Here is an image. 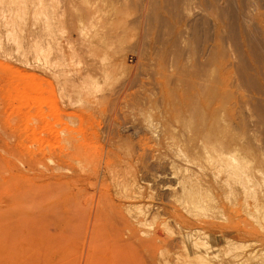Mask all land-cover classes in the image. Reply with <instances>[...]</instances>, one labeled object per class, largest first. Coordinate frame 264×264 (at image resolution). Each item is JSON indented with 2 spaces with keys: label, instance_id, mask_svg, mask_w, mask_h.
I'll use <instances>...</instances> for the list:
<instances>
[{
  "label": "rangeland",
  "instance_id": "374dc122",
  "mask_svg": "<svg viewBox=\"0 0 264 264\" xmlns=\"http://www.w3.org/2000/svg\"><path fill=\"white\" fill-rule=\"evenodd\" d=\"M19 1L20 9L17 0L15 14L16 21H19L17 30L5 29L7 32L5 33L0 27L3 32H0V221L4 218L7 221L5 214H9L6 211L9 199L12 203L21 205L23 203L21 208L16 204V209L18 207L26 215L33 214V218L31 215L27 217L32 218L28 220L31 225L36 222L35 209L41 213L38 207L44 208V210L41 208L44 214L42 219L43 222L48 220L45 224H48L51 236L53 235L42 246L43 251L40 249L42 255L45 253L43 259L46 260V264L48 262L56 264L58 259L57 264H85L88 234L92 227L97 230L98 235L96 240L94 238L95 250L92 248L94 254L91 263L88 264H112L113 262L109 261L115 260L114 256L117 255L119 248L128 261L144 263L147 261L148 251L144 250L145 247L141 244L152 238L156 226L161 222L165 223L161 232L168 242L165 247L153 253L154 263L166 257L172 259L175 253L181 254V249L179 251L181 244L175 237L176 223L167 209L161 207L156 218L153 220L150 218V222L138 228L140 233L138 231L137 234L140 236L132 239L127 233L117 236V233L108 232L105 216H100L97 223V220H92V216L95 211L104 215L106 206H101L103 199L111 197L123 200L122 191L129 177L144 186L147 202L158 206L173 204L168 190L163 189L166 184L173 185V181L168 178L165 164L152 156L153 139L150 136L154 138L155 135L152 133L157 134L155 131L159 132L164 124L166 126L168 123L159 113L165 105L161 96L166 90L171 94L178 92V77L181 70L178 68L180 64L177 57L182 59L184 55L183 61L188 58L190 60L186 61L189 64L187 66L191 65L193 71L200 70L204 62L201 59L205 57L207 59V56L211 55L209 51L215 52L226 46L227 53L234 56V59L232 58L234 64H230V70L237 72L236 68H241L240 74L245 76L243 80L247 78V83L252 85L246 84L254 85L255 90L264 97V0H105L108 1L104 2L105 4L101 0ZM98 1L102 2L99 4L100 8ZM115 2L120 4L119 7ZM248 9L251 12L250 16L245 14ZM100 11H106L104 13L107 16L104 13L100 14ZM95 13L101 16L97 14L95 16ZM180 29L184 32L181 30L179 33ZM99 31L105 32L108 40L110 39L107 41L108 44L106 43L108 48L102 47L101 51H98L100 49H97V43L92 38ZM2 37L8 38L4 40ZM182 37L187 42L185 47H182L180 42ZM220 39L223 40L221 45ZM103 49L105 55L100 54ZM235 55L239 56H236L237 60ZM205 63L204 66L207 65ZM232 65L236 66L235 69ZM191 69L188 70L191 72ZM76 144L77 147L80 146L79 151L75 150L78 149ZM113 159L121 161L122 169L115 167ZM26 164L37 165L38 167L34 166L38 172ZM21 171L24 175L26 173L32 176L39 173L46 182L38 174L37 177L42 182L35 174L33 176L35 179L27 175L24 180ZM31 171H34L33 174ZM33 180H38L37 182L43 186L40 190L48 184L46 189L49 190L48 193L43 190V196L37 198L41 203L34 198L40 197L41 194L35 193L37 192L35 185H38V188L40 186L39 183H33ZM43 181L46 184H43ZM59 188L63 189L62 192ZM55 192L60 194L53 195ZM51 212L61 214L62 217L50 214ZM83 212L91 215L88 223ZM78 214H83L84 217L80 218ZM59 220L62 230L66 229L64 232L56 228L55 222ZM2 222L0 225L4 223ZM2 226H5V223ZM31 228L33 229L29 226V230ZM82 231L88 233L86 237ZM207 234L210 238L215 237L210 231ZM29 238L21 244H24V247L28 245L30 256L34 255L35 259L36 254H39L37 239L33 235ZM31 238L36 240L35 244L30 241ZM216 238L217 242L221 243L220 237ZM0 240L1 258L4 257L3 253L7 252L4 257L7 261H3L2 258V263L8 264L10 261L9 264H18L12 262V258H6L9 253L8 245L4 239ZM51 240L53 242L55 240L56 244L52 245ZM141 240L143 243L140 244ZM13 242H16V248L20 246L17 240H13L10 242L12 245L9 244L10 247H13ZM111 243L115 248L111 247ZM34 245L37 252L33 248ZM45 247L47 250L50 248V251ZM15 253L16 251L14 253L12 251L9 256L13 257L14 255H11ZM33 263L35 264L34 261Z\"/></svg>",
  "mask_w": 264,
  "mask_h": 264
},
{
  "label": "bare ground",
  "instance_id": "6f19581e",
  "mask_svg": "<svg viewBox=\"0 0 264 264\" xmlns=\"http://www.w3.org/2000/svg\"><path fill=\"white\" fill-rule=\"evenodd\" d=\"M101 1L103 2V4H105L104 2H108L105 0H101ZM101 1H100V3H102ZM16 2H17V0H0V27L2 30L4 29L3 31L5 33H7L5 31V29L6 30L8 29L7 31H9V30L15 31L18 28L19 21H16L17 17L15 15L16 9H17ZM18 2H19L18 7L20 9V1L18 0ZM100 3L98 1V5ZM116 4H118V3H116ZM22 5H23V3H22ZM88 5H91V4H88ZM110 5H111V2H110ZM119 5L120 4H118V7H119ZM108 6H109V3H108ZM108 6H107V8H108ZM99 8H100V5H99ZM89 9H90V6H89ZM108 9H110V7ZM96 11H98V10H96ZM104 12H106V11H103L100 14H102ZM245 12L244 13L247 16H250L249 14H251V12L249 9L246 10ZM96 14L97 13H95V16H96ZM100 14L98 13L97 15L99 16ZM104 14H102V15H104ZM109 14H108V16L112 15V14L111 15H109ZM105 15L107 16V14H105ZM122 20H120V21H122ZM119 27H121V26H119ZM1 29H0V32H2ZM101 30H102V28H101ZM181 30H183V29H180L179 33ZM183 32H184V30H183ZM187 33H189V32H187ZM18 34H20V33H18ZM6 36H7V34H6ZM182 36L184 37V33H182ZM183 37H182V40L180 42H181L182 47H185V46H187L186 45L187 42L185 39H183ZM186 37H187V35H186ZM2 38H4V37H2ZM7 38L6 39L4 38V40H7ZM92 38H94L95 43H97L96 44L97 49H100L98 51H101L102 47H105L106 49L108 48L107 44H108L110 39L108 40V35H106L105 32L99 31L97 33V35L95 34V36L94 37L92 36ZM19 40H20V38H19ZM220 41H222L220 43V45H221L223 43V40L220 39ZM220 45H219V47H220ZM222 48H225V49H222ZM222 48L220 50L215 51V52H213V50H211L212 52L209 51V54L211 53V55H209L207 53V55H209V57L206 55L207 56V59L205 57L206 60L204 58H203L204 60L201 59V61H204L203 63H205V61H207L205 63V65L206 64L207 65L204 66V64L202 63V65H203L202 66L200 64L203 68L202 69L201 67H199V68H201L200 70H194L193 71L191 69V65H190V67L187 66L189 64H187L188 62H186V61L189 60V58L187 59V57H186L187 60L183 61L184 55H183L182 59H181V57H177L178 58V64H180V66L178 65V68L181 70V72H179L180 75L178 74L179 75V77H178V92L176 94L172 92L173 94H171V93H169V90H168V92L166 90V92L163 93L161 96L162 97L161 99H163L162 101L165 102V103H163V102L162 103L165 105H164L163 109L161 108L162 110H160L159 113L161 114L162 119L168 123L166 126L164 124V126L159 130V132L155 131L157 134L152 133V135H155V136H154V138H152L153 136L152 137L150 136V138L153 139V140H151L152 144L151 143L150 144H151V149L154 152V154L152 156L155 159H157V161L163 162L165 164V166H166L165 169H167L168 178H170L173 181V185H171L169 183V184H166V186L164 185V187H163V189L168 190V192L170 194V199H171L173 204H169L168 206H166V205L164 206V204H163V206H158L156 204L157 205L156 206L154 204L147 202L146 201L147 196L145 195V192H144V189H145L144 186L141 185L136 179L129 177L128 180L125 182L124 190L122 191L123 200L117 199V198L112 199L111 197H107V198L103 199V201L101 202L102 203L101 206H103V205L106 206V208H105L106 211L104 210L105 213L103 212L104 215L103 216L100 215L102 212L99 213L98 211H95L94 215L92 216L93 221L97 220L98 218L105 216L104 220H106L105 223L107 224V225L106 224L105 225L110 228V229L108 228V232L112 231L114 233H117V236H118V234L127 233L129 235V237L132 239V237H137L139 235V234H137V232L139 231L138 228H140L144 224L150 222V218L153 220L154 217L156 218V216H158L156 214H158V211L160 210L161 207L163 209L169 210V213H171V215H172V217L176 223L175 224L176 225L175 237L178 238L179 244H181L180 248H179V251L181 249V254L177 253V255H175L176 254L175 253L172 259H169V257H166L162 261L159 260L160 262L154 263V254L153 253L156 252V250H160L161 248L165 247L164 245L168 242V241L166 242V240H165V238L161 232V228L164 227L165 223L161 222V223H159L158 226H156V229L154 230L153 236L149 241L144 240L147 242L143 243L141 240L139 242L140 244L143 243L141 245H143L145 247L144 250L146 249L148 251V253H147L148 255L146 256L147 261H145L144 263L142 262V264H264V97L261 96V94H259L257 92V90H255V87H253L254 85L250 86L252 84H250L249 82L248 83L250 85H247L248 84L247 83L248 80H246L247 78L244 79L245 80V83H244L243 77H245V76H242L240 74L242 70H239V69H241V68L237 69L238 68L237 67L236 68L237 72L235 70H234L235 72L230 70L231 69L229 67L230 64H234V63H232V61H234L233 60L234 56L232 53L230 55L227 53L226 46L222 47ZM104 49L102 50L103 53L101 52L100 54L105 55ZM106 49H105V52L107 51ZM213 49H214V47H213ZM186 54H185V56H186ZM178 55L182 56V54H178ZM236 56L237 55H235V58H236ZM237 57H239V56H237ZM237 59L238 58H236V60ZM235 65H238V64H235ZM198 66H199V64H198ZM233 66L234 65H232V67ZM235 67L236 66H234L233 69H235ZM187 68L191 69L192 71L190 72ZM243 69H245V67ZM184 70L186 72H184ZM256 89H257V86H256ZM102 101H104V100H102ZM23 107H25V105ZM123 115H125V114H123ZM135 119H137V118H135ZM162 119H160V120H162ZM131 121H132V119H131ZM138 122H139V120H138ZM147 122H148V124H150L149 120ZM140 123H142V122H140ZM128 124H129V122H128ZM111 142H113V141H111ZM77 145L78 144H76V147H77ZM74 147H75V145L73 146V148ZM77 148L78 149H75V150L79 151L80 146H78ZM74 149H73V152H74ZM53 150H55V148H53ZM58 150L60 151V149H58ZM51 153H52V150H51ZM66 154H69V153L66 152ZM73 155H74V153H73ZM113 161H114V159H113ZM28 162L30 163V161H28ZM32 163H34V162H32ZM26 165H28V164H26ZM34 165L33 164L28 165V167L30 166L32 168H35V166H37V165H35V166ZM39 165H42V164H39ZM114 165L118 169H122L121 161L115 160ZM57 166H58V164H57ZM45 168H46V166H45ZM37 169L39 170L41 168H37ZM50 169L51 168H49L48 170L51 171ZM55 169L53 168V170H55ZM57 170L61 171L59 169H57ZM34 171H36V168L34 169ZM34 171H31V173ZM87 171H88V169H87ZM36 172H38V171H36ZM43 172H45V171L43 170ZM61 172H63V171H61ZM20 173H22L24 175V173L22 171ZM20 173L19 174L17 173V174L20 175ZM49 173H51V172H49ZM34 174H33V176H34ZM37 174L39 175V173H37ZM37 174H35V177L38 180H40L37 177ZM27 175H29V174H27ZM27 175L25 173V175L23 177H25V176L27 177ZM45 175L48 176L47 174H45ZM114 175H116V174H114ZM29 176H31V178L33 177L32 175H29ZM20 177L22 178V176H20ZM26 177L22 178V179L26 180ZM35 177H33V179H35ZM39 177H40V175H39ZM57 177H59V176H57ZM43 178H41V179H43ZM52 178H54V176ZM28 180H29V177H28ZM38 180H35V181L33 180V183H35V182L39 183V182H37ZM56 180H54V181H56ZM40 181L42 182V180H40ZM45 182L43 184H46ZM50 182H52V180H50ZM56 182H55V184L57 185ZM58 184H59V182H58ZM46 185L48 186V184H46ZM50 185L51 184L49 183V186ZM148 185H149V183H148ZM35 186L37 187L38 185H35ZM39 186H40L39 188L35 187L37 192H35V191L34 192L38 195H40V194L41 195H40V197H34L36 199L37 198L40 199L41 196H43L42 193H44L45 191H46V193H48V191H49V190L48 191L46 190L47 186L44 185L45 186L44 187L45 189L43 188L44 192H43V190H40V188L43 187V186H41L40 183H39ZM56 187H51V188L49 187V188L52 189V188H56ZM64 189L66 190V187ZM67 189H69V188H67ZM17 190H19V189H17ZM60 190H61L60 192H62L63 189L61 188ZM56 193L57 192H55L53 195L58 196L59 192L57 194ZM63 193H65V192L63 191ZM45 196L46 195H44V198H45ZM31 197L32 196H30V198ZM149 197H150V194H149L148 198ZM18 198H20V197H18ZM41 200H39V201H41ZM9 201H10V199H9ZM9 201H7V206L10 209L8 207H6V209H7L6 211H8L9 214H7V215L5 214V216L7 217V221L4 220L6 218L1 219V221H3L5 223V226H2L4 224L3 222H2L3 224L0 225V238H2V240L4 239V241L6 242L5 244L8 245L7 247L9 249L8 250L9 251L8 257L6 255V258H12V262L14 261V262H17L18 264H19V262H20V264H27V262L29 260H31L32 258L34 259L33 254H31L33 256H30L29 248L27 247L28 245L27 246L25 245V247H24L23 246L24 244L23 245L21 244V243H24V240L28 241V238L33 235L34 238L37 239L36 243H37L39 252H37L38 250L35 248V245L33 246V248H35V251L37 250L36 252L39 254H36L34 251V254H36L37 256H35L34 260L32 259L31 261H29L30 262L29 264H32V261H34L35 264H46L45 263L46 260L43 259L44 258L43 256L45 253L42 255V251L44 249V248H42V246L45 245L44 243L47 240H49L50 237L52 238L53 235L51 236L52 233H50L51 230L49 231L50 228H48V224L47 225L45 224L48 222V220H46L47 222H45V221L43 222L42 216H44V214L42 212V209L44 210V208H42L40 206L38 207V208H40L41 213L38 212L39 210L37 211V208L35 209L36 213L34 214V216H36L35 217L36 222L35 223L33 222L31 225V224H29L30 221H28V220L33 218L32 217L33 214L32 215L29 214V215H31L32 218L28 219L27 218L29 216L28 214L26 215L23 211H20L21 209H19L18 207H17V209L15 208L16 207L15 205L18 203H12V201L11 202H9ZM36 201L38 202V199ZM46 201H48V198ZM20 202H22V201H20ZM24 202H26V201L24 200ZM33 203H34V201H33ZM38 203H41V202H38ZM28 204H29V202H28ZM18 205L20 207L23 205V203H22V205L21 204H18ZM41 205L43 206V203ZM12 206H14V207H12ZM36 206H34V207H36ZM46 207H48V206H46ZM52 208L53 207H51V209ZM2 209L5 210V208H2ZM102 209H104V208L102 207ZM27 210H28V208H27ZM33 211H34V209H33ZM77 211L75 213H77ZM181 211L183 213H185L186 216L183 213H181ZM37 212L39 214H37ZM2 213L3 212H1V214ZM53 213H54V215L56 214V215H59V217H62L61 214H58L55 212H51L50 214H53ZM84 214H85L86 223H88V220H90L89 217L91 215L89 216V214L88 213L86 214V212ZM3 215H4V213H3ZM80 216L84 217L83 214L79 215V217ZM82 217H80V218H82ZM68 218H70V217H68ZM214 219H216V220H214ZM60 220H59V222H55V223H56V228L61 229V232H62L63 228L60 225V223H61ZM217 220H220V221H217ZM1 221H0V223H1ZM80 221L81 220H79V222ZM49 222H50V220H49ZM97 222H98V220L96 221V223ZM83 223H84V221H83ZM91 225H92V223H91ZM29 226L33 227V229L31 228V230H34V232L29 230ZM78 227H80V226H78ZM76 228H77V226L75 227L74 230H76ZM53 229H55V228H53ZM86 230L87 229H85V231ZM167 230H169V229H167ZM98 231L100 232V230H98ZM209 231L212 234H215V237L210 238L208 236L210 233L207 234ZM76 232H78V231H76ZM86 232L83 233V231H82V233L84 234V237H86L88 234V233L86 234ZM101 233H102V231H101ZM139 233H140V231H139ZM56 235H55V237H56ZM88 235H89V242L87 244L86 251H85V264L91 263L92 255L94 254V253L92 254V252H93L92 248H93V245L96 244V243L93 244V242H94V238L96 240V236L98 235L97 230L94 227L90 228ZM111 235H112V233H111ZM62 236H63V234H62ZM66 236H68V235L66 234ZM217 236L220 237L221 243L217 242L218 241L216 238ZM25 238H27V239H25ZM56 238L58 239V236ZM62 238H64V236ZM114 238H115V236H114ZM66 239L68 240V237ZM13 240L18 241V244L20 245L18 248H16V244H15L16 242L15 243L13 242V247L9 246V244H11L10 242H12ZM30 241L34 242L36 240L31 238ZM59 241H61V240H59ZM62 242H65V241H62ZM68 242H69V240H68ZM129 242H130V240H129ZM52 243H55V240H54V242H53V240H51V244ZM99 243H101V242H99ZM18 244H17V246H18ZM34 244H35V242H34ZM58 244H60V243H58ZM65 244H66V242H65ZM112 245H111V247L115 248V246L114 245L112 246ZM117 245H118V242H117ZM136 246H138V245L136 244ZM248 246H251V248H247ZM96 248H97V246H96ZM122 248L124 249V247H122ZM11 249H13L12 250L13 253L15 251L17 253V254L15 253V254L11 255V256L16 255L15 257L13 256L15 260H13V257L9 256L10 252L12 253V251H10ZM40 249L42 250L41 252H40ZM53 249H56V248H53ZM30 250L32 251L31 253H33V250L31 248H30ZM46 250H47V248H46ZM130 250H131V248H130ZM1 251H2V249H1ZM47 251H50V248ZM124 251H126V250H124ZM44 252H45V250H44ZM0 253L2 255V252H0ZM6 253L7 252L3 253L4 257H5ZM53 253L55 254L56 251L55 252L53 251ZM1 255H0V264H5V263H2L1 259L3 258V261H5V262L7 260H4V257L1 258ZM114 255H115V253H113L112 256H114ZM112 256H111V259H112ZM46 257H48L47 254H46ZM94 257H96V256L94 255ZM61 258H63V257L61 256ZM114 258H115V260H112L109 262H113L112 264H134V263L137 264V262L133 261V263H132V261L131 262L128 261L129 259L126 258V255L123 253V251H120V248H119L117 255H115ZM16 259H17V261H16ZM100 259H101V257H100ZM108 259H110V258H108ZM94 260H92V261H94ZM148 260H150V261H148ZM58 261H59V259H58ZM9 262H7V263L9 264ZM57 262H56V264H57ZM102 263H103V261H102ZM106 263H108V262H106ZM12 264H15V263H12ZM47 264H49V262ZM109 264H111V263H109Z\"/></svg>",
  "mask_w": 264,
  "mask_h": 264
}]
</instances>
